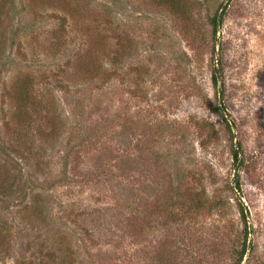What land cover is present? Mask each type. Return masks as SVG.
<instances>
[{
	"label": "rangeland",
	"instance_id": "rangeland-1",
	"mask_svg": "<svg viewBox=\"0 0 264 264\" xmlns=\"http://www.w3.org/2000/svg\"><path fill=\"white\" fill-rule=\"evenodd\" d=\"M115 1L102 32L118 58L112 64L98 50L103 71L84 84L70 82L75 67L65 76L57 65L64 60L49 53L53 32L66 15V45L86 56L108 0H92L84 25L29 0L15 18L42 22L19 37L27 58L3 79L9 84L20 69L47 79L37 85L55 96L62 127L37 140L45 169L0 147V163L16 182L25 183L30 170L34 181L32 189L0 193V264H264V0L229 1L216 36L211 18L223 0H177L184 16L157 0ZM17 47L12 55L21 61ZM218 59L235 139L209 106L219 99L212 82ZM11 105L0 86V140L7 147ZM84 132L90 140L76 146L65 176L63 155ZM232 139L243 145L241 189ZM35 193L46 204L43 218L31 212Z\"/></svg>",
	"mask_w": 264,
	"mask_h": 264
},
{
	"label": "trees",
	"instance_id": "trees-1",
	"mask_svg": "<svg viewBox=\"0 0 264 264\" xmlns=\"http://www.w3.org/2000/svg\"><path fill=\"white\" fill-rule=\"evenodd\" d=\"M29 1L36 6H39V8L41 9L55 7L58 10L64 12V14H68V16H72L73 18H75L76 23H78L77 18H81L80 24L82 25L87 22L86 19L89 16L92 2V0ZM108 1L109 3H102L101 9L97 12L100 15V19H103H99L100 22H98V24L101 25H99L98 27L101 28V32H99L96 36L98 37V40L100 39L103 41L101 45L97 46L96 44H94L97 47L96 48L93 45V41L98 40H96L91 34L92 36L90 35L89 38L91 47L87 49L86 56L81 55L80 48L75 51L74 48H69L66 45L67 35L65 25L68 22V17H66V15L61 16L58 28L53 32L54 41L49 53H51V55H57V57H55L57 59L64 60L63 63L59 62L57 64L59 68H65L63 70L61 69V72H64L68 68L70 69L71 64L75 67L73 76L69 75L70 79L68 80L70 82H76V84H84V82L94 81L100 77V74L103 71V69H101L103 65L102 62L100 63L96 55L98 50L103 52L106 50V54L109 55L111 59L110 63L112 64H115V58H118V56H116L115 54L114 49L108 41V37L102 32V27H105V24L108 25V23L112 22L111 16L113 15V7L111 3H113L114 5V3L116 2L115 0ZM157 1L160 5L168 8L174 14L181 16L185 15V11H182L177 0ZM226 1V3L225 0L221 2L217 11L211 18L214 36H216L219 32V29L224 21L226 8L229 4V1L231 0ZM17 3L18 0H0V86L4 87L7 98L12 104L9 108L12 111V122L11 125L6 124L8 133L12 138V143L10 142L11 147H7L4 144V141L1 140L0 147H6V149L13 148V150L18 153H24L26 154L24 156L26 161L33 160L39 169H45L50 165L43 161L44 148L43 146H38L37 140L41 139L45 141L48 138L56 137L62 127V118L60 112L58 111V105L55 96L52 94L47 85H45V90L39 88L37 85V83L47 82L48 80L41 76L38 81L36 73L31 69H20L19 73L15 75V77L9 82V84L3 79V75L5 74V72L10 70L11 67L15 65L19 69V66L23 64L27 58L25 53L20 51L21 44L20 42H18L19 37L22 36V34L30 32L29 28H32V26L42 22V20L36 19L31 22L32 24L27 22L22 23L21 21H15V18H20L21 13L25 10L24 0H20L22 8H19ZM40 17L41 19H43L42 15H40ZM97 18H95L94 20H97ZM34 39L36 40V42H39L37 37L35 38V34H33L32 36V40ZM16 44L18 45L17 48H19L17 52L19 56L22 57L21 61H16V57L12 55V50L16 46ZM92 51L95 52V55L92 54ZM121 54L122 56L126 54V49L124 50V53ZM64 73L65 76H68V72ZM223 76V63L221 59H218V61L214 65V69L212 72V82L219 99L214 105L209 102V106H211L210 108H212L213 111L217 112L224 119L228 131L235 139V133L233 132L235 122L233 119L229 118L227 103L224 99L225 82ZM67 86L69 85L66 84L65 88H67ZM44 127L46 128V130ZM90 137L91 135H89V133H82L79 137H77L76 141L71 146H69V149L63 155L64 159L62 172L65 176L67 173V167L69 166V159L71 158L74 149L76 148V146L86 144L90 140ZM234 139H232L231 152L233 157L234 169L236 170L235 184L237 189H241L240 167L245 163L243 157V145L239 139H237L236 141H234ZM37 146L40 149L35 150V147ZM15 169L16 171L20 169V171L22 172L21 166L20 168L16 167ZM29 172L26 175L30 176L25 180V183L24 181L18 183L16 182V175L12 173L8 166H6L5 161L3 163H0V193L3 195H9L15 193L17 189L23 190L25 185L28 190L32 189V186H34L32 185L34 184V181L33 179H31V177H33V174H31V170ZM28 182L30 183L29 185L27 184ZM41 195L43 197L42 193ZM25 197L27 198V194L25 195ZM45 206L46 204L44 200L38 199V194L35 193L32 202L33 210L31 211L35 215V217H44V214L46 212ZM240 212L244 221L247 240V236L250 231L247 220L248 213L243 203L240 205ZM45 217L47 216L45 215ZM3 228L5 227L3 226ZM0 237V244L2 245V243H4L2 239H6V234L5 232H3L2 227H0ZM246 250L247 245L245 242V245L241 251V260H243V257L246 254ZM35 263H38V261H36Z\"/></svg>",
	"mask_w": 264,
	"mask_h": 264
}]
</instances>
